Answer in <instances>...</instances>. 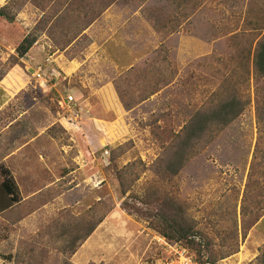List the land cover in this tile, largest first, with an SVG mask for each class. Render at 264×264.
Returning a JSON list of instances; mask_svg holds the SVG:
<instances>
[{"label": "rangeland", "instance_id": "1", "mask_svg": "<svg viewBox=\"0 0 264 264\" xmlns=\"http://www.w3.org/2000/svg\"><path fill=\"white\" fill-rule=\"evenodd\" d=\"M0 9V183L7 168L19 196L0 189V264H153L164 200L199 264H264V0ZM232 96L239 115L186 144Z\"/></svg>", "mask_w": 264, "mask_h": 264}, {"label": "trees", "instance_id": "2", "mask_svg": "<svg viewBox=\"0 0 264 264\" xmlns=\"http://www.w3.org/2000/svg\"><path fill=\"white\" fill-rule=\"evenodd\" d=\"M0 16L6 17V19L10 22L13 21V17L9 15H5L3 9H0ZM261 28H264V26ZM32 43L33 40H29L26 37L17 48L19 53L23 55L29 49ZM253 66L255 68L256 75L263 77L264 76V36L258 42V49L253 59ZM67 96H65V98H67ZM263 101H264V97H263ZM241 107L242 104L240 103L239 99L235 96H232L231 100L223 102L222 104L217 106L216 110H214L210 114L204 112L199 113L198 117H195V119L184 128V132L186 135L185 138L186 144L191 143L192 140L199 137V135L202 134L205 130H208L212 122L216 120L217 116L228 117L229 114H232L231 117L233 119L236 116H238L239 113L242 111ZM213 116L214 118H211ZM254 161L255 164L257 162L256 165L258 167L260 166L264 167V154L261 156V158L258 161L255 155ZM1 171L3 173V180L0 183V189L3 190L7 196L10 197V200H12V202H17L19 200L18 188L13 182L11 173L7 168L4 167L1 168ZM154 218L157 219L159 225H162L163 227L162 235L169 238V240L172 242L178 243L180 241V232L183 229L189 228L188 223L185 222L184 217L180 214L178 207H176L173 204V201L166 203L164 200L162 202V206L158 208V213ZM96 226L97 225H93V227L89 229L88 235L90 234V232L94 230ZM183 237H185V235H183Z\"/></svg>", "mask_w": 264, "mask_h": 264}, {"label": "built area", "instance_id": "3", "mask_svg": "<svg viewBox=\"0 0 264 264\" xmlns=\"http://www.w3.org/2000/svg\"><path fill=\"white\" fill-rule=\"evenodd\" d=\"M72 102L73 97L71 95L67 96L65 103L70 104ZM160 240V245L163 250L162 256L156 259L153 264H199L190 254L187 247L164 237Z\"/></svg>", "mask_w": 264, "mask_h": 264}]
</instances>
